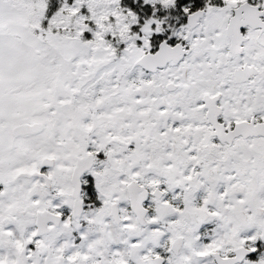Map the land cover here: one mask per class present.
I'll use <instances>...</instances> for the list:
<instances>
[{
    "label": "snow or ice",
    "instance_id": "1",
    "mask_svg": "<svg viewBox=\"0 0 264 264\" xmlns=\"http://www.w3.org/2000/svg\"><path fill=\"white\" fill-rule=\"evenodd\" d=\"M0 264H264V0H0Z\"/></svg>",
    "mask_w": 264,
    "mask_h": 264
}]
</instances>
